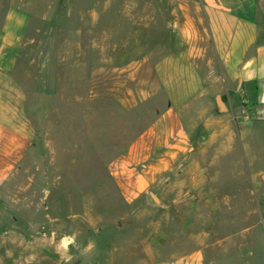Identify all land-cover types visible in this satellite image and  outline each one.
Wrapping results in <instances>:
<instances>
[{
    "label": "rangeland",
    "instance_id": "obj_1",
    "mask_svg": "<svg viewBox=\"0 0 264 264\" xmlns=\"http://www.w3.org/2000/svg\"><path fill=\"white\" fill-rule=\"evenodd\" d=\"M12 7L31 18L0 116L32 145L0 185V264H155L160 247L216 256L264 232V137L242 136L264 109L245 120L242 102L227 117L203 107L191 153L132 205L109 179L167 105L150 0H0V26Z\"/></svg>",
    "mask_w": 264,
    "mask_h": 264
},
{
    "label": "crops",
    "instance_id": "obj_2",
    "mask_svg": "<svg viewBox=\"0 0 264 264\" xmlns=\"http://www.w3.org/2000/svg\"><path fill=\"white\" fill-rule=\"evenodd\" d=\"M152 69L166 107L113 160L107 173L127 205L148 193L173 164L193 150L189 124L220 115L242 102L248 120L264 109V28L261 0H150ZM25 7L10 8L0 26V79L15 70L29 27ZM223 107L218 106V99ZM237 110V109H236ZM249 123V121H248ZM244 124L242 136L264 137V122ZM200 128V126H195ZM31 137L0 116V185L16 171L31 149ZM258 145V144H257ZM245 249H223L213 256L200 248L172 254L158 249L155 264H264V232Z\"/></svg>",
    "mask_w": 264,
    "mask_h": 264
},
{
    "label": "water",
    "instance_id": "obj_3",
    "mask_svg": "<svg viewBox=\"0 0 264 264\" xmlns=\"http://www.w3.org/2000/svg\"><path fill=\"white\" fill-rule=\"evenodd\" d=\"M218 106H220V108L223 107V100L221 98L218 99Z\"/></svg>",
    "mask_w": 264,
    "mask_h": 264
}]
</instances>
